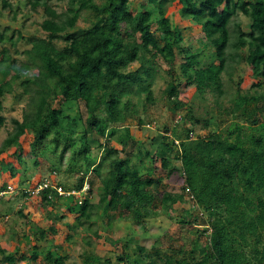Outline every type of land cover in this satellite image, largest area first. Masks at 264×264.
<instances>
[{"label":"trees","instance_id":"16d2710c","mask_svg":"<svg viewBox=\"0 0 264 264\" xmlns=\"http://www.w3.org/2000/svg\"><path fill=\"white\" fill-rule=\"evenodd\" d=\"M49 1L26 0L33 10L42 7L44 16L39 26L45 36L28 38L30 46L23 50V61L12 55L7 46L0 48V127L5 124V93L11 92L17 82L28 94L21 119H12L13 131L0 146V153L10 146L19 147L18 138L26 127L32 130L30 149L36 158L39 146L42 152L55 154L63 141L58 160L66 159L67 169L82 175L72 188L57 185L64 191H80L84 175L90 172L100 180L99 198L96 202L85 198L77 203L73 194H59L50 185L41 190V198L47 205L55 201L63 204L75 215L78 225L95 237L99 233L92 229L94 217L108 211L126 212L138 222L156 214L147 207L144 195L158 198L161 205L170 207L181 201L187 191L206 217L207 225L199 230L209 229L207 245L192 247L198 254L192 264H264V92L242 93L236 87L229 105L216 100L225 93L223 73L231 78L232 63L238 60L261 77L260 85L264 87V0H148L151 6L143 7L137 17L128 10L130 0H66L63 12ZM175 1L181 4L179 16L200 27L214 48L217 62L203 67L196 52L181 46V30L166 15L167 7ZM0 4L2 9H12L10 0H0ZM83 10L89 11L92 18L89 25L77 28ZM16 13L12 10L11 20H15ZM238 13L249 19L247 29L234 22L231 31L230 24ZM8 29L5 26L0 31V43L8 41L14 46L22 37L19 34L14 38L12 32L8 35ZM155 32H159L158 37ZM58 38L64 41L62 47L55 43ZM178 50L184 61L176 73L173 66ZM155 55L168 65L167 69H161ZM133 62H137L135 68L130 67ZM32 69L37 71L30 73ZM162 72L168 76L163 90L166 101L175 100L179 76L201 96L206 92L215 95L218 115L226 114L225 118L217 116L216 131L192 138L193 127L182 125L180 139L162 133L156 145L155 137L151 138L152 147L134 137L131 121L135 119L139 126L146 123L138 106L144 109L155 102L152 85ZM55 101L83 102L86 116L75 138L62 132L61 120L70 115L64 116L62 104ZM45 112L46 117L41 119ZM98 114L107 124L105 132ZM239 116L243 122L237 119ZM181 120L192 122V111L187 110ZM111 141L120 148L113 147ZM129 145L131 149L127 151ZM152 152L161 156L169 173L180 171L181 193L164 191L157 196L155 189L162 178L153 175L151 166L142 170L145 158L152 161ZM21 194L29 193L22 190ZM50 194L52 200L47 198ZM5 211L1 217L7 216ZM180 221L187 222L181 218ZM32 235L35 244L29 257L34 260L41 253L39 239L45 235L38 226ZM85 242L90 244V239ZM122 248L118 262L182 264L167 253L150 251L138 243L124 241ZM46 252L52 264H67V255ZM13 255L20 260L26 258L24 253L7 252L0 246V264L1 260L13 259ZM87 259L91 264H110L109 260L101 262L93 252L88 253Z\"/></svg>","mask_w":264,"mask_h":264},{"label":"rangeland","instance_id":"374dc122","mask_svg":"<svg viewBox=\"0 0 264 264\" xmlns=\"http://www.w3.org/2000/svg\"><path fill=\"white\" fill-rule=\"evenodd\" d=\"M10 1L12 2V9H2L0 4V31L7 26L9 28L8 35L12 32L14 38H17L19 34L22 38H17L14 46L8 41L0 43V48L2 45L7 46L12 55L17 57L19 61H23V50L30 46L28 38L45 36L39 26L44 15L41 6L33 10L26 0ZM49 4L58 12L65 11L67 7L66 0H50ZM147 6H151L148 4V0H130L128 10L133 17H137L143 7L146 8ZM180 7L181 4L175 1L167 7L166 15L181 30L183 37L181 46L189 49L190 52H196L198 61L203 67L212 62H217L214 48L204 37L200 27L191 20L179 16ZM12 10L17 11L15 20L10 18ZM91 18L89 11L83 10L75 27L89 25ZM234 22H240L241 27L246 30L249 19L238 13L230 24L231 31L234 30ZM155 27L156 24L153 23L152 29ZM158 34L159 32H155L156 37ZM55 43L58 47H62L64 41L62 38H58ZM155 57L162 70L168 68V65L158 55ZM183 61L184 57L178 50L173 66L174 72H179L180 63ZM136 66L137 62L130 65L131 68ZM231 70L233 71L231 78L227 77L226 72L222 75L225 90L222 96L216 98L210 92L201 96L193 85L187 84L179 76L180 85L176 92V98L171 101H166L164 98L163 90L168 76L162 72L161 76L155 77L152 85L155 102L147 104L144 109L140 105L138 106L139 114L146 123L139 126L136 125L135 119L131 121V131L134 137L152 147L151 138L155 137L153 143L156 145L162 133H168V135L180 139L182 125L193 127L192 138L216 131L218 129L217 120H219L217 116L225 118L226 114L219 113L218 115L215 98L226 106L229 105L228 100L233 96L236 87H239L242 93L264 92V87L260 85L261 77L258 74H253L247 63L238 60L232 63ZM32 71L36 72L37 70L32 69L30 73ZM27 97L28 94L17 82L13 85L11 92L5 93L2 102L5 124L0 127V146L9 136V133L13 131L12 119H21V108L22 105H25ZM133 100L135 99L133 98ZM58 102L55 101V104ZM176 102L179 103L178 106H175L174 103ZM59 103L62 104L64 116L70 115V118L65 117L61 120V130L65 134H72L75 138L76 132L81 130L84 125L86 112L83 102L61 101ZM187 110L192 111L193 121L183 123L181 117ZM262 111L261 117H264V110ZM45 117L46 112L41 119ZM98 118L102 130L105 132L107 127L105 119L101 114H98ZM237 119L243 122L241 116ZM32 136V130L26 127L24 133L18 138L19 147L10 146L7 151L0 153V186L9 185L3 188L4 191L0 189V208L3 209L0 213V246L7 252L24 253L26 257L20 260L16 255H13V259L10 261L1 260V264H52L51 259L45 256L46 251L67 255V264H91V260L88 261L87 259L88 253L91 252L97 254L101 258V262L109 260L110 264H127L117 260V256L123 251L122 242L124 241L144 245L150 251L157 250L161 253H167L182 264H192L194 259L198 257V254H195L197 250H193L192 247L207 245L209 229L206 232L199 230L207 225L205 214L201 213L198 205L191 200L187 191L183 192L181 201L175 202L170 207L161 205L158 198H150V195H144L147 207L156 211L155 216L136 222L126 212L120 214L117 211H108L94 217L93 222H91L92 229H97L99 237L86 233L84 228L78 225L75 215L69 213L63 204L55 201L52 202V205H47L41 195L36 194V189L40 187L39 183L61 184L64 187L72 188L82 174L67 169L66 159L58 160L57 154L64 147L63 141L59 143L55 154L50 151L42 152V147L39 146L36 158L30 149ZM96 137L103 141L100 136L96 135ZM111 145L120 148L114 141H111ZM130 149L131 146L129 145L127 151ZM152 157V161L145 158L142 170L151 166L154 171L153 175L156 178H162L160 185L155 189L157 196H161L164 191L181 193L183 191V178L180 176V171L176 169L169 173L168 169L162 165L161 156L152 152ZM36 159L38 162L35 164ZM52 166L53 170H51ZM83 180L84 186L80 191H70L69 193L77 198V203L85 198L96 202L99 198L100 180L90 172L84 175ZM28 188L33 193L26 196L21 194L23 189ZM153 204L157 205L154 206ZM6 208L11 209L8 212L5 211ZM4 211L7 212V216H2V219L1 215ZM180 218L187 222L181 223ZM35 226L43 229L45 238L39 239L38 244L41 253L33 260L29 256L33 244H35L32 235ZM86 239H90V244H86ZM52 256L54 255L52 254ZM172 264L175 263L172 262Z\"/></svg>","mask_w":264,"mask_h":264},{"label":"clouds","instance_id":"9594fccd","mask_svg":"<svg viewBox=\"0 0 264 264\" xmlns=\"http://www.w3.org/2000/svg\"><path fill=\"white\" fill-rule=\"evenodd\" d=\"M43 183H45V182H42V183H39L38 185H40V186H42V188H40V189H36V194H39V195H41V190L44 188V187H46L47 185H50V186H52V187H57V186H59V185H57V184H54V183H47V185L46 186H43ZM42 184V185H41ZM37 185V184H36ZM9 186V185H8ZM7 186V187H8ZM84 186V185H83ZM82 186V187H83ZM56 189V188H55ZM63 189V188H62ZM5 189H3V191H4ZM24 190V189H23ZM25 191H27L28 193H33L29 188L28 189H25ZM56 191H57V189H56ZM58 192V191H57ZM66 192H68V191H66ZM70 192V191H69ZM75 192H78V191H75ZM70 194V193H69ZM62 195H64V194H62ZM65 195H67V194H65ZM47 198L48 199H53V196L50 194V195H47Z\"/></svg>","mask_w":264,"mask_h":264},{"label":"built area","instance_id":"2783aa9c","mask_svg":"<svg viewBox=\"0 0 264 264\" xmlns=\"http://www.w3.org/2000/svg\"><path fill=\"white\" fill-rule=\"evenodd\" d=\"M46 185H47V183H43V186H46ZM40 188H42V186H40L38 189H40ZM55 188L57 189L59 194H69V192L64 191L60 186H57Z\"/></svg>","mask_w":264,"mask_h":264}]
</instances>
